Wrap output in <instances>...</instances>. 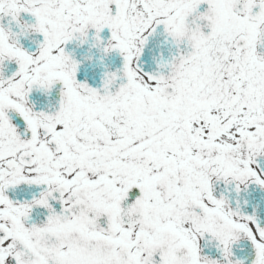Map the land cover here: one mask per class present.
Returning <instances> with one entry per match:
<instances>
[{
	"label": "snow or ice",
	"instance_id": "1",
	"mask_svg": "<svg viewBox=\"0 0 264 264\" xmlns=\"http://www.w3.org/2000/svg\"><path fill=\"white\" fill-rule=\"evenodd\" d=\"M250 186L264 0H0V264H264Z\"/></svg>",
	"mask_w": 264,
	"mask_h": 264
},
{
	"label": "flooded vegetation",
	"instance_id": "2",
	"mask_svg": "<svg viewBox=\"0 0 264 264\" xmlns=\"http://www.w3.org/2000/svg\"><path fill=\"white\" fill-rule=\"evenodd\" d=\"M21 19L28 23L33 22L32 18L28 16H22ZM13 30L15 31V28H13ZM33 39H35V37ZM161 40L162 37H155L151 39L148 46L149 49H154V46L158 44ZM68 50L73 51L77 59H80L86 54L93 56V62L91 64H88L87 62L84 63L81 69V77L82 78L84 76L90 77L89 79L90 83L98 84L100 75L104 71V66H106L108 70H115L120 66V59L116 54H113L110 57L106 58L104 61V66H100L99 64L96 63L98 54L96 53L95 49H93L89 53L87 49V45H85L83 48H76L74 44H70L68 46ZM144 58L148 59V55L146 54ZM111 59H112V67H108ZM33 99L34 100L39 99L38 94H34ZM254 190L256 191V193L254 192ZM36 191L37 189L35 188L21 187L20 189L17 190L15 195L23 198H30V196L32 194H35ZM10 195H12V193H10ZM239 198L241 200H248L247 206L242 208L243 211H245L248 214H251L253 207H255L257 215L262 220H264V193L260 192L257 188H255V186H250L249 191L247 193H241V196ZM35 218H38V214H34V219ZM241 248H245V251L241 252L240 251ZM250 253H251V248L246 243H242L241 245L234 247L235 258L244 259L245 264H250V260H251Z\"/></svg>",
	"mask_w": 264,
	"mask_h": 264
},
{
	"label": "water",
	"instance_id": "3",
	"mask_svg": "<svg viewBox=\"0 0 264 264\" xmlns=\"http://www.w3.org/2000/svg\"><path fill=\"white\" fill-rule=\"evenodd\" d=\"M108 67H112V59L110 60V64L108 65Z\"/></svg>",
	"mask_w": 264,
	"mask_h": 264
}]
</instances>
